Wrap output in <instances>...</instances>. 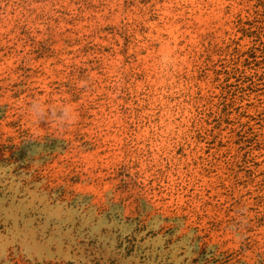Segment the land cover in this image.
<instances>
[{
  "label": "rangeland",
  "instance_id": "obj_1",
  "mask_svg": "<svg viewBox=\"0 0 264 264\" xmlns=\"http://www.w3.org/2000/svg\"><path fill=\"white\" fill-rule=\"evenodd\" d=\"M0 264H264V0H0Z\"/></svg>",
  "mask_w": 264,
  "mask_h": 264
}]
</instances>
